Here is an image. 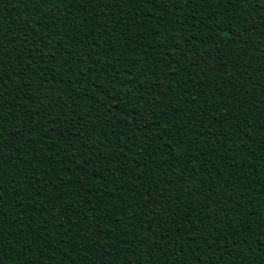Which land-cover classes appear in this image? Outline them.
Listing matches in <instances>:
<instances>
[{"label": "trees", "instance_id": "obj_1", "mask_svg": "<svg viewBox=\"0 0 264 264\" xmlns=\"http://www.w3.org/2000/svg\"><path fill=\"white\" fill-rule=\"evenodd\" d=\"M0 264H264V0H0Z\"/></svg>", "mask_w": 264, "mask_h": 264}]
</instances>
